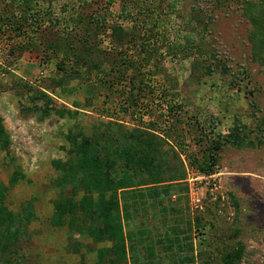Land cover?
Segmentation results:
<instances>
[{
  "label": "rangeland",
  "instance_id": "rangeland-1",
  "mask_svg": "<svg viewBox=\"0 0 264 264\" xmlns=\"http://www.w3.org/2000/svg\"><path fill=\"white\" fill-rule=\"evenodd\" d=\"M4 1L0 0V8ZM239 2H36L45 19L52 16L61 23L64 39L74 28L72 19L105 14L109 30L97 40L111 57H119L122 51L136 61L144 56L142 43L153 49V60L141 70L143 86L137 82L135 90L141 93L140 86L144 88V84L154 89L149 98L143 100L145 108L151 112L142 115L143 125L155 122L161 129H171L170 145L181 154L186 178L174 186L175 195L165 201L166 213L159 208H149L146 214L141 213L139 221L141 228L150 230V237L155 240L172 227H178L181 238L187 237L193 244L187 254L194 258V264H264V68L251 60L247 41L250 25L242 16ZM125 9L128 13H124ZM115 26L133 33L134 42L122 47L113 44L109 36L110 27ZM30 33L32 36L33 32ZM9 36L11 31L0 26V117L11 139L9 149L0 150V182L8 186L5 204L13 212H20L25 201L35 199L36 218L29 224L30 238L22 244L24 264H95L97 249L110 246L109 242L95 243L87 235L70 233L66 227L56 228L50 224L53 202L59 196V190L50 184L56 176L51 161L65 157L62 146L70 130L82 129L91 134L97 121H107L108 117L122 120L126 127L132 128L130 113L117 112L123 87L116 86L107 101L102 88L93 93V87L87 88L78 79L71 80L61 92L50 81L56 76L61 56L47 60L42 55L24 51L8 63L7 55L12 46L27 40ZM210 67L212 72H208ZM39 88L48 89L50 93L52 89V99L68 108L77 102L82 111L76 119H62L52 111V118L40 120L46 101L39 99ZM250 100H254L255 105L250 104ZM168 106L174 109L171 118ZM236 117L245 134L241 135L245 141L243 146L226 144L211 174L191 165L190 155L202 160L205 153V144H198L197 139L208 135L211 140L219 133L227 135ZM174 125V129L169 127ZM166 149L171 151L169 145ZM172 161L179 164L177 159ZM16 171H21L24 177L12 186L9 182ZM204 176L215 178L216 201L211 199L207 180H199ZM195 198L201 199V203H195ZM200 212L203 213L202 228L196 222ZM77 244L81 245L79 252L74 250L78 249ZM230 257L237 259L230 262ZM159 264L173 262L166 256Z\"/></svg>",
  "mask_w": 264,
  "mask_h": 264
},
{
  "label": "trees",
  "instance_id": "trees-1",
  "mask_svg": "<svg viewBox=\"0 0 264 264\" xmlns=\"http://www.w3.org/2000/svg\"><path fill=\"white\" fill-rule=\"evenodd\" d=\"M37 1L6 0L1 4V28L11 31V39H27L26 43L12 46L7 62H13L24 51L42 55L47 60L61 56L56 76L50 80L61 92L71 80L78 79L87 88L93 87V93L102 88L107 101L115 87L121 85L117 112L130 113L132 126L128 128L122 120L108 117L107 121L99 119L91 134L82 129L66 133L62 146L65 157L51 161L56 176L50 184L59 190V196L53 202L50 224L56 228L66 227L70 233L87 235L95 243L109 242L110 246L97 249L95 264H159L166 256L173 264H194V258L187 254L193 244L189 238H181L178 227H172L155 240L150 237V230L141 228L139 221L141 213L146 214L149 208H159L166 213L165 201L175 195L174 186L186 178L181 154L170 145L171 129H161L155 122L143 125L142 115L150 112L143 100L149 98L154 89L145 84L142 88L141 70L153 60V49L142 43L144 56L136 61L122 51L119 57H111L97 40L109 30L106 29L105 14L72 19L74 28L64 39L61 23L52 16L45 19ZM239 5L242 16L250 25L247 41L251 47V60L264 68V0H240ZM30 32H33L32 36ZM74 32L77 33L75 36L72 35ZM109 37L113 38V44L122 47L133 43L135 35L115 26L110 27ZM208 72H212L211 67ZM137 82L142 85L141 93H135ZM38 90L39 99L46 101L41 109V120L50 117L52 111L62 119H76L82 111L77 102L68 108L52 99V89V93L45 88ZM250 104L255 105V101L250 100ZM167 110L171 118L174 109L168 106ZM176 120L175 124L178 123ZM169 127L174 129L176 125ZM242 129L236 117L227 135L219 133L209 140L208 135L202 133L205 137H199L196 142L205 144V153L202 160L190 155V164L205 174L213 173L220 161L219 153L226 144L243 146L245 134ZM249 144L253 142L250 140ZM10 145V136L0 117V150L7 151ZM23 177L21 171L14 172L10 185ZM7 189L8 186L0 182V264H24L22 244L30 238L29 224L36 218L35 199L25 201L20 212H13L5 204ZM201 212L196 217L200 228L204 227ZM77 247L74 250L79 252L81 245L77 244ZM236 259L230 257L229 261Z\"/></svg>",
  "mask_w": 264,
  "mask_h": 264
},
{
  "label": "built area",
  "instance_id": "built-area-1",
  "mask_svg": "<svg viewBox=\"0 0 264 264\" xmlns=\"http://www.w3.org/2000/svg\"><path fill=\"white\" fill-rule=\"evenodd\" d=\"M200 178H202V179H199L201 182H204L203 180H207V183H206V185H210V192H211V199L213 200V201H216L217 200V198H218V196H217V191H218V185H217V183H215V178H213V177H211V176H204V177H200ZM193 200H195V203H198V204H200L201 203V199H199V198H195V199H193Z\"/></svg>",
  "mask_w": 264,
  "mask_h": 264
},
{
  "label": "crops",
  "instance_id": "crops-1",
  "mask_svg": "<svg viewBox=\"0 0 264 264\" xmlns=\"http://www.w3.org/2000/svg\"><path fill=\"white\" fill-rule=\"evenodd\" d=\"M57 99L59 100V98H57ZM60 101H61V100H60ZM61 102L63 103V101H61ZM63 104H64V103H63ZM52 116H53V115H50V117H48V119H49V118H52ZM40 120H41V119H40ZM42 121H46V119H42Z\"/></svg>",
  "mask_w": 264,
  "mask_h": 264
}]
</instances>
